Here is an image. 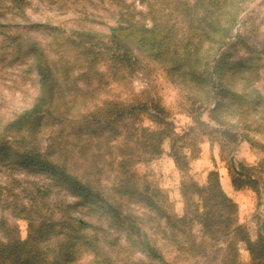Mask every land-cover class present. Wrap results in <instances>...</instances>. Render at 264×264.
Returning <instances> with one entry per match:
<instances>
[{
	"label": "trees",
	"instance_id": "16d2710c",
	"mask_svg": "<svg viewBox=\"0 0 264 264\" xmlns=\"http://www.w3.org/2000/svg\"><path fill=\"white\" fill-rule=\"evenodd\" d=\"M253 1L171 0L170 11H181L185 26L192 32L185 40L162 21L157 0H98L107 4L104 8L111 21L97 19L100 15L96 11V14L75 16L74 27L50 21L31 24V27L45 28L48 36L25 37L19 31L14 36L3 33L6 34L3 43L17 41L12 45V54L29 59L30 67L38 75V92L30 107L0 126V175H6L7 179L5 184L0 183V212H7V217L5 214L0 217V264H76L86 251L93 255L95 264H115L114 255L99 236L104 228L91 220L94 213L109 217V229L113 224L126 225L128 243H138L148 257L172 264L161 254L157 240L141 230L136 215L124 211L128 202L114 200L104 191L106 189L93 187L89 172L81 179L71 173V168L79 165L75 162L76 156L89 149L95 138L102 137L98 133H103L104 127L116 133V125L136 114H146L155 123L170 125L164 118V109L153 99H149V103L141 99L137 103L130 102L126 110H122L116 100L101 91L102 85L110 83L109 75L124 78L127 70L141 69V53L162 63L177 85H193L196 88L193 103H198V108L214 104L212 110L221 113L213 117L222 127L216 131L235 142L243 137L264 150V51L256 50L240 58L229 68L230 77L221 78L220 67L222 52L230 49L233 38L247 39L248 34L257 33L254 17L242 19L244 32L236 33L240 16ZM28 5L27 0H0V9L4 11L0 15L3 19L0 31L8 30L10 25L19 28V21H29ZM8 13L12 21L7 18ZM257 81L261 86H256ZM165 130H150L148 134L152 137L158 134L160 142L171 133ZM151 153L154 154L151 156L160 153L158 144H154ZM10 165H20L22 170L26 167L28 174L46 171L52 181L39 185L10 175L7 173ZM230 169L236 189L248 185L264 201V177L253 176L245 168ZM126 179H133V175ZM23 181L31 185L24 186L22 192L31 191L20 197L21 192L16 193L15 185ZM56 186H62L65 193L75 199L67 202L62 192L54 188ZM114 188L130 196L146 195L143 197L145 205L159 210L155 200L147 194L149 187L144 194L134 184L121 182ZM188 190L192 195H188ZM183 195L188 209L196 206L197 197L206 206L201 211L196 208L195 219L201 225L200 232L208 238H202L197 246L211 242V246L219 250L220 244L226 245L225 264H237L238 246L242 241L250 264H264V210L260 215L263 225L254 237L244 232L242 226H236V203L222 189L216 170L209 171L205 185L196 181L184 184ZM80 205L89 211L85 213ZM161 217H166L163 212ZM174 219L180 222L185 218L175 216ZM193 222L194 219H189L190 230ZM24 225L27 230L23 236L21 227ZM106 231L110 233L103 230ZM195 235L190 232L184 238L166 236L165 239L178 253L188 255L196 250ZM201 254L209 257L203 251Z\"/></svg>",
	"mask_w": 264,
	"mask_h": 264
},
{
	"label": "rangeland",
	"instance_id": "374dc122",
	"mask_svg": "<svg viewBox=\"0 0 264 264\" xmlns=\"http://www.w3.org/2000/svg\"><path fill=\"white\" fill-rule=\"evenodd\" d=\"M27 1L29 5L26 13L29 21L16 19L21 24L19 28L10 25L6 28L8 30L0 31V126L5 124L8 119H13L17 112L30 107L38 92V75L30 67L29 59L23 55L18 57L16 54H12V45L17 41L12 43V40H8L3 43L2 39L6 36L3 33L14 36L19 31L25 37L32 35L43 37L47 35V30L37 26L31 27L32 23L61 22L67 27H74L77 23L75 16L90 15L92 12L96 14V11L100 15L97 19L103 22L111 21L108 20V11L105 10L107 4L100 3L98 0ZM157 1L161 4H158V7L160 6L159 15L162 17V21L172 26L178 32V37L181 40H185L186 35H191L192 32L183 22L184 17L181 11H170V7H173L171 0ZM252 11L253 13L250 14ZM1 13H4L2 9H0V15H2ZM7 15L5 17L7 16L9 21H12L11 13ZM240 17L236 33L243 31V20H252L253 17L255 20L253 23L258 24V31L248 34L247 39L240 40L236 37L232 39L230 49L227 52H222L221 78L230 77L229 74L232 70L229 68L240 58L251 55L256 50L264 51V0H254ZM250 17L252 18L250 19ZM0 22H3L1 17ZM141 60L142 68L134 72L127 70L128 68L124 69V71L127 70L124 78L109 75L108 78L111 81L106 86L102 85L101 91L110 99L116 100L119 109L122 108V110H126L125 106L130 102L137 103L140 99L142 101L153 99L164 109V118L170 125L155 123L146 114H136L129 117L130 120L125 118V123L121 122L116 125L118 128L116 133L110 132L108 127H104L101 129L103 133H98L102 137L95 138L96 141L90 144L89 149H84L76 156L75 162L79 165L71 168L73 171L71 173L84 179L83 176L89 172L88 178L91 179L93 187L106 189L104 191L110 193L114 200L123 199L125 203L128 202L126 204L128 207L123 208L124 211L136 215L141 230H146L151 238L157 240L156 245L160 247L161 254L164 255L166 261L172 264H225L226 245L222 247L220 244L219 250L211 246V242H208L206 246L203 243L197 246L202 238L205 240L208 238L207 236L203 237V233L200 232L201 225L197 218L195 219V215L198 214L196 208L201 211L206 206L197 197L196 206L188 209L185 206L187 198L183 195V185L192 181H196L201 186L205 185L209 171H218L222 189L236 203L235 225L242 226L244 232H248L251 237H254L263 225L260 215L264 210V201L259 198L254 188L248 185L236 189L232 183L230 167L245 168L253 176L264 177V150L252 145L243 137H239L235 142L230 137L216 131L217 128L222 127L216 123L213 117H216L215 114L221 113H215L217 111L212 110L214 104L198 108V103H193L196 90L193 85H177L168 75L166 69L162 67V63L150 60L146 54L141 53ZM256 86H261L259 81ZM236 121L239 123V120ZM164 128L169 129L171 133L164 134L167 136H164L160 142L158 134L155 133L153 137L148 134L151 132L150 130ZM154 144H158L160 148V153L157 156H151L154 155L151 153ZM10 166L7 172L10 175L24 177L32 182H38L39 185L52 181L46 171L28 174L26 167H22L25 169L22 170L20 165ZM3 170L7 171V168L3 167ZM130 175H133V179L127 180L126 178ZM5 176L0 175V183L5 184L7 181ZM120 181L134 184L136 189L143 194L149 187L147 194L152 196L159 210H153L145 205L143 197H147L146 195L137 197L117 191L114 187L121 183ZM30 185L31 183L28 181L16 184V193L21 192L19 196H23L31 191L27 190L24 193L22 192L23 187H30ZM61 187L54 188L62 192L67 202L73 201L75 198L69 193H65ZM188 195H192L190 190H188ZM80 206L85 213L89 211L86 206ZM126 208L129 210L127 211ZM161 212L166 217H161ZM6 213L0 212V217L2 214L7 217ZM175 216L185 219L177 222L178 219L175 220ZM191 218L195 221L192 223V230L189 225ZM159 219L160 222H158ZM91 220L99 227L104 228L103 230H110V233L100 230L99 236H102L106 249L114 255L115 264H127L128 262L160 264L161 261L154 260L144 254L141 250L143 246L126 241V237H128V232L125 230L126 225L113 224V227L109 229V217L96 213L93 214ZM26 230V225L21 227L23 236L26 235ZM190 232L196 234V250H192L188 255L178 253L176 247L165 239L166 236L184 238ZM114 240L118 244H115ZM234 242L238 243V240H234ZM129 244L130 247L127 246ZM185 245L188 246V244ZM238 247L237 264H250L249 253L244 249L242 241ZM189 248L192 249L188 246ZM202 251L209 255V257L206 256L208 259L202 256ZM76 264H95L93 255L86 251Z\"/></svg>",
	"mask_w": 264,
	"mask_h": 264
}]
</instances>
